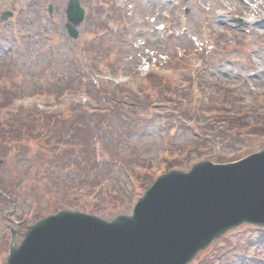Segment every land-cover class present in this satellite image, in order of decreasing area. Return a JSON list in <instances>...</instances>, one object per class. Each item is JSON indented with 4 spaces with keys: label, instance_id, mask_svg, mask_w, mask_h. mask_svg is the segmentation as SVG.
<instances>
[{
    "label": "rangeland",
    "instance_id": "374dc122",
    "mask_svg": "<svg viewBox=\"0 0 264 264\" xmlns=\"http://www.w3.org/2000/svg\"><path fill=\"white\" fill-rule=\"evenodd\" d=\"M67 2L0 0V82L12 88L0 128L18 106L64 112L85 104L62 119L79 124L78 137L66 135L73 143L49 137L39 151L9 142L25 136L11 118L16 136L0 141V188L15 205L0 195V264L51 213L129 216L164 174L264 150V35L254 36L264 23L247 22L249 8L264 14V0H79L85 17L77 40L67 36ZM7 11L12 17L1 20ZM248 35L252 49L244 46ZM37 90L53 96L34 99ZM136 174L146 176L140 188ZM95 181L98 207L85 206L95 201L88 198ZM65 186L74 189L71 202L60 195ZM7 219L22 223L11 227L13 240ZM190 264H264V228L228 231Z\"/></svg>",
    "mask_w": 264,
    "mask_h": 264
},
{
    "label": "water",
    "instance_id": "95a60500",
    "mask_svg": "<svg viewBox=\"0 0 264 264\" xmlns=\"http://www.w3.org/2000/svg\"><path fill=\"white\" fill-rule=\"evenodd\" d=\"M66 16L67 34L76 40L84 19L79 0L68 1ZM243 224L264 228V150L235 163L203 161L169 172L131 216L50 215L28 228L6 264H189Z\"/></svg>",
    "mask_w": 264,
    "mask_h": 264
},
{
    "label": "trees",
    "instance_id": "16d2710c",
    "mask_svg": "<svg viewBox=\"0 0 264 264\" xmlns=\"http://www.w3.org/2000/svg\"><path fill=\"white\" fill-rule=\"evenodd\" d=\"M84 77H85V75L82 74L81 78H84ZM97 87H100V86H97ZM0 88L3 89L1 96H4V101H3L4 105L0 106V111H1V108H6L7 106L10 105V97H8L7 94L12 93V88L4 87V86H0ZM36 92H37L36 94L49 95L48 90L45 92L37 90ZM88 97L91 98L90 95H88ZM145 97L148 98V96H145ZM76 107L77 106H70L65 112L44 111V110L39 111L35 108H33V109H21L20 108L16 111L9 109V111H8L9 116H8L7 120H5L4 122H1L5 126L0 128V141L6 142L8 137L10 139H13V136H16V132H15L16 129L13 130V127L15 125L10 121L11 118H14L15 120H13V119L12 120L14 121L15 124H17V126L21 127L20 132L23 135H25V136L19 137L18 140H12V141L9 140V142H15V147H26V145H25L26 143L32 142L34 144V146L37 147V151H39L40 149H42V150L48 149L49 137L53 138L54 143L57 145L60 144V146L66 144L68 142L73 143V141H70V140L67 141L66 135H67V133H70L71 136L74 135L75 137H78L81 133L79 130V127H78L79 124L74 123V125H72L71 121H67L66 119L62 120V119L67 118L64 115L68 114L69 112H72V110L74 111ZM60 120H62V121L60 122ZM51 121H53V122H51ZM49 122H51V123H49ZM61 125L66 126V128H65L64 132H62V135L57 136V132L60 130ZM41 155L44 156L43 154H39L36 156L37 164H40L42 162L41 158L39 157ZM83 161H85V160H83ZM72 164H75L77 167L78 161L73 160ZM90 165H91V161L87 160L86 161V168H87V166H90ZM81 167H82V165L79 164L78 168L80 169ZM145 177L146 176H140V175L135 177L137 182H138V185H137L138 188H140L142 186L141 179H145ZM99 183H100L99 181H95L94 183H90V185L96 186ZM100 187H101V185L96 186L95 189H98V190L94 193H91V196L88 197L90 199V201H93L94 199H95V201L93 203L87 202V204L85 206L98 207V206H96V205H98V201L100 200V195L98 193H100V191L102 190V188H100ZM28 189H29V187H28ZM49 189H51V185H50ZM52 189H55V190L58 189L56 183L53 184ZM0 191L5 193L9 197L11 196L10 194H8L5 191V189L0 188ZM62 191L63 192H60V195L63 197V199H69V202L74 200V198L68 194V193H71L72 191H74V189H67L65 186L62 189ZM76 192H77V190H76ZM84 193L85 192L80 191V194L83 195ZM52 196H53V194L51 193V197ZM85 206H83V207H85ZM98 209L101 210L100 207Z\"/></svg>",
    "mask_w": 264,
    "mask_h": 264
},
{
    "label": "bare ground",
    "instance_id": "6f19581e",
    "mask_svg": "<svg viewBox=\"0 0 264 264\" xmlns=\"http://www.w3.org/2000/svg\"><path fill=\"white\" fill-rule=\"evenodd\" d=\"M248 8V7H247ZM249 14H248V19L249 20H247V22L249 23V24H251V25H253V26H258V25H260V24H263L264 23V14H260V15H256L255 13H254V8H249ZM260 35V36H262V35H264V31H260V33H258V32H255L254 33V36L256 37L257 35ZM248 37V39L246 40V42L244 43V46H246L245 48H250V49H252L253 48V44L254 43H252V39H250L249 38V35L247 36Z\"/></svg>",
    "mask_w": 264,
    "mask_h": 264
},
{
    "label": "flooded vegetation",
    "instance_id": "af4514ba",
    "mask_svg": "<svg viewBox=\"0 0 264 264\" xmlns=\"http://www.w3.org/2000/svg\"><path fill=\"white\" fill-rule=\"evenodd\" d=\"M21 225H22V224H21ZM21 225H18V226H16V227H18L19 229H21V228H23ZM16 235L19 236V232H18V231L16 232Z\"/></svg>",
    "mask_w": 264,
    "mask_h": 264
}]
</instances>
